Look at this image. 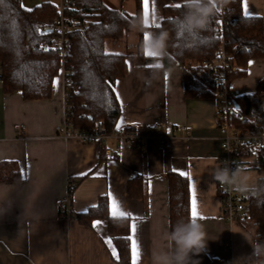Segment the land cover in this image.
<instances>
[{"label": "crops", "instance_id": "obj_1", "mask_svg": "<svg viewBox=\"0 0 264 264\" xmlns=\"http://www.w3.org/2000/svg\"><path fill=\"white\" fill-rule=\"evenodd\" d=\"M106 1L130 15L137 12L135 0H105L109 6ZM178 3L183 5L184 0H155L153 13L149 0L146 31L158 32L160 26L152 25V16L160 25L164 8ZM245 3L248 17L264 21V0H243V12ZM139 40V31L133 29L123 39L105 44L107 52L132 56L127 60V75L114 86L122 101L118 129L164 130L173 137L170 149L148 145L128 150L123 142L110 139L103 154L101 143L64 140L57 131L65 118L62 74L53 82L50 99L27 101L20 93H4L0 64V162H16L22 175L20 181L0 183V264H117L106 221L86 227L75 217L65 219L60 214L63 203L68 202L77 215L96 206L102 196L109 198L110 213L115 199L122 210L138 217V264H152V253L163 244L160 235L169 229L166 175L181 171L187 174L183 177L189 181V190L195 188L200 220L210 238L205 250L192 259L197 264L226 260L245 264L244 258L251 255L245 236H256L257 231L249 232L239 222H225L218 182L212 175L222 157L215 98H187L183 65L147 67L155 61L136 57ZM246 68L245 77L230 83L237 95L253 94L264 78V59L250 60ZM180 127H187L189 133ZM136 177L147 182L145 199L129 198L128 183ZM79 180L69 200V185ZM191 196L190 190V201ZM258 241L264 242V236L258 235Z\"/></svg>", "mask_w": 264, "mask_h": 264}, {"label": "trees", "instance_id": "obj_2", "mask_svg": "<svg viewBox=\"0 0 264 264\" xmlns=\"http://www.w3.org/2000/svg\"><path fill=\"white\" fill-rule=\"evenodd\" d=\"M135 1L137 12L130 15L121 9L110 8L105 0H61L65 19L75 21L77 26L68 32L71 46L62 63L60 54L50 48L57 33L43 31L48 23L60 16V6L44 2L28 11L22 7L21 0H0V64L4 93H20L27 101L50 99L53 82L63 67L72 81L69 86L70 120L79 130L87 131L94 129L100 121L106 135L114 134L119 130L117 125L122 108L112 89L118 79L127 75V60L132 56L105 57L103 52L107 41L121 40L129 31L136 30L133 22L137 17H143V5L142 0ZM184 11V4L180 8L165 7L159 31L169 32L164 68L183 65L187 98H215V73L202 63L212 60L221 48L229 56L230 63L238 68L229 75L230 83L247 75L250 60L264 59V21L261 17H245L243 0H230L203 31L189 33L182 30ZM139 38L140 46L144 32L139 31ZM136 57L144 59L145 55L138 53ZM235 96L238 108L235 107L232 120L236 128L243 134L264 129V78L259 80L253 94ZM102 147L104 154V144ZM242 156L244 171H255L258 176L255 184H264V147L256 151L254 145L246 146ZM21 179L16 162H0V183ZM166 179L170 227L177 220L190 216V190L186 177L170 172ZM79 182L69 188V200ZM146 194L144 178L136 177L128 183L129 198L145 199ZM98 199L96 207L73 217L86 227H91L94 221H106L117 250V264H131V242L126 237L131 234L132 219L111 216L109 198ZM245 200L248 211L238 222L247 231L256 230L258 235L264 236V198L245 195ZM60 214L63 217L61 210Z\"/></svg>", "mask_w": 264, "mask_h": 264}, {"label": "built area", "instance_id": "obj_3", "mask_svg": "<svg viewBox=\"0 0 264 264\" xmlns=\"http://www.w3.org/2000/svg\"><path fill=\"white\" fill-rule=\"evenodd\" d=\"M76 22L65 19L63 15L62 5L60 6V16L48 23L43 31L56 32L57 38L55 42L50 46L51 49L56 50L62 59V63L67 57L71 42L68 37V32L76 29ZM229 56L221 48L215 55V57L208 61H204L202 64L204 67L212 69L215 73V100L217 103V127L220 131V141L222 149V157L220 164L227 162L231 169L235 170L236 167L244 168L245 160L243 159L242 152L246 146L254 145L256 151L264 147V129L258 130L257 133L243 134L234 124L232 116L235 109V93L231 90L229 75L232 72H236L238 68L230 63ZM61 74L64 80L65 87V118L64 123L59 129V136L64 140H75L80 144H105L108 140L114 139L119 142H123L128 150H133L137 147H146L148 145L157 147L161 150L170 149L172 147L173 137L164 130H144V131H127L117 130L111 136L105 134L104 128L100 121L97 122L94 129L79 130L74 123L70 120V112L72 104L69 102V89L71 84V77L65 72V69L61 70ZM183 133H189L187 127H180ZM243 172L240 173V175ZM74 183H70L69 188ZM218 196L222 202L224 210V219L227 223L238 222L245 213L248 211V207L245 200V195H242L231 187L218 182L217 186ZM60 210L63 212L65 219L72 218L74 212L71 209L70 204L63 203L60 205ZM221 264H232V261H222Z\"/></svg>", "mask_w": 264, "mask_h": 264}, {"label": "clouds", "instance_id": "obj_4", "mask_svg": "<svg viewBox=\"0 0 264 264\" xmlns=\"http://www.w3.org/2000/svg\"><path fill=\"white\" fill-rule=\"evenodd\" d=\"M228 2L230 0H184L182 23L192 32L203 31ZM133 27L149 34V38L143 39L139 46L140 55H145V52L151 54L148 57L160 65L155 69H163L161 61L168 55L169 32L163 29L158 32L146 31L143 17H137ZM243 171L244 169L239 167L233 170L225 162L218 165L212 175L215 181L242 195L264 198V184L248 183L249 177L240 175ZM245 238L253 249L251 255L244 258L245 264H264V242L258 241V235ZM160 239L163 244L152 253V264H197L192 257L205 250L210 238L201 220H194L189 216L177 220L168 230L161 233Z\"/></svg>", "mask_w": 264, "mask_h": 264}, {"label": "snow or ice", "instance_id": "obj_5", "mask_svg": "<svg viewBox=\"0 0 264 264\" xmlns=\"http://www.w3.org/2000/svg\"><path fill=\"white\" fill-rule=\"evenodd\" d=\"M142 4H143V17H144V21H145V27H149V11H150V7H149V0H142ZM23 7V5H22ZM174 7L176 8H180L182 7L181 4H175ZM28 11H31V9H28ZM152 11L153 13L155 12V0H152ZM121 15H123V13H121ZM251 14L249 13L248 9H247V5L245 3V7H244V16L248 17ZM152 25H154L155 27H159L160 25L156 22V16L153 15L152 16ZM182 30H187L189 33H191L192 31L187 29L186 26L184 24L181 25ZM44 33H41V35H43ZM149 38V34L146 32L144 34V39L147 40ZM44 51H48V49H44ZM103 55L105 57H109V56H120V53H110V52H103ZM151 54L145 52V56H150ZM147 67L150 68H157L160 67V65L158 63H153V64H149L147 65ZM111 82H109L110 84ZM119 83V82H117ZM113 91H115V89H112ZM116 99L120 100V96L119 93L117 92L116 94ZM122 104V101H121ZM117 127H119V125H117ZM181 176H185L187 175L185 172L181 171L179 173ZM189 179H191V177H188ZM191 192H192V196H191V210H190V217L194 220L196 219H203L202 216H200V214L198 213V208H197V199L195 196V188L194 186L191 187ZM109 196L111 197V193H109ZM93 207H96L95 205H93ZM111 214L113 217H116L117 215L121 218H132V223L130 226V235L128 237H126V239L128 241L131 242V260H132V264H138V260H139V247L137 244V240H136V230H137V224H136V220L138 219V217L134 216L133 213H131L130 211H124L122 210V208L120 207V205L117 203V201L115 199L111 200ZM99 222L94 221L93 222V227H96V225ZM106 243L109 244V247H111V241L108 240L106 241ZM113 251V255H116L115 249L112 250Z\"/></svg>", "mask_w": 264, "mask_h": 264}, {"label": "rangeland", "instance_id": "obj_6", "mask_svg": "<svg viewBox=\"0 0 264 264\" xmlns=\"http://www.w3.org/2000/svg\"><path fill=\"white\" fill-rule=\"evenodd\" d=\"M22 2H23V5L26 8L32 9L33 7H35V6L39 5V4H42L44 2H50V3H53V4L57 5V6H60L61 0H22ZM109 6L112 8V5L109 4ZM243 176L249 177L248 183H250V184H255L256 180H257L256 178L258 177L257 173L255 171H252V170L244 171L241 174V177H243Z\"/></svg>", "mask_w": 264, "mask_h": 264}, {"label": "water", "instance_id": "obj_7", "mask_svg": "<svg viewBox=\"0 0 264 264\" xmlns=\"http://www.w3.org/2000/svg\"><path fill=\"white\" fill-rule=\"evenodd\" d=\"M235 107H236V108H238V106H237V105H236Z\"/></svg>", "mask_w": 264, "mask_h": 264}]
</instances>
